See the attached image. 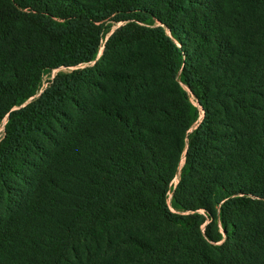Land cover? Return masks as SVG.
I'll list each match as a JSON object with an SVG mask.
<instances>
[{"label":"trees","instance_id":"trees-1","mask_svg":"<svg viewBox=\"0 0 264 264\" xmlns=\"http://www.w3.org/2000/svg\"><path fill=\"white\" fill-rule=\"evenodd\" d=\"M262 12L264 0H0V264H59L118 213L155 219L163 238L129 235L114 264H171L181 242L175 264H264L263 97L249 78L218 111L205 78ZM117 23L93 64L33 98L48 70L94 61ZM143 41L158 73L136 70ZM180 83L204 110L190 133L200 109Z\"/></svg>","mask_w":264,"mask_h":264},{"label":"rangeland","instance_id":"rangeland-1","mask_svg":"<svg viewBox=\"0 0 264 264\" xmlns=\"http://www.w3.org/2000/svg\"><path fill=\"white\" fill-rule=\"evenodd\" d=\"M259 16L263 18V21L258 26H254L255 29L253 31H246L243 34V41L239 46L241 53L236 55L233 61L231 60L213 67L205 73L210 94L213 98L212 104L218 111L221 107L220 100L224 97V94L235 90L236 87H244L248 83L249 78L253 79L255 89L262 94L264 105V13L262 12ZM118 26L119 23L114 24L112 30L104 37L94 61L48 70L43 76L40 91L33 98L39 96L45 90L59 71H70L74 68H82L88 64H93L103 54L106 40ZM176 44L178 47L180 46L177 42ZM140 51L142 52L143 60L138 63L136 70L146 75L158 73L160 71V63L155 52V47L148 41H143L140 44ZM180 86L188 90L184 84L180 83ZM188 92L193 104L200 109V117L188 130V133H190L203 119L204 110L199 105L195 96L192 97L189 90ZM6 122L7 118L2 121L0 126V138L4 134ZM186 148L182 153L177 175L169 184V188L172 189L166 195L167 203L175 213H180L181 211L177 210L172 204L173 189L180 180V173L186 158ZM154 221L155 219H143L139 216L115 214L109 220L107 228L101 230L100 226H97L85 240L75 242L66 251V258H62L59 264H114L120 257H123V253H126L131 248V243L127 237L133 234L149 238L155 246L161 247L163 232L153 227ZM182 243L175 245L174 258L171 264H175L179 259ZM135 263L139 264V262Z\"/></svg>","mask_w":264,"mask_h":264},{"label":"water","instance_id":"water-1","mask_svg":"<svg viewBox=\"0 0 264 264\" xmlns=\"http://www.w3.org/2000/svg\"><path fill=\"white\" fill-rule=\"evenodd\" d=\"M30 101V100H29ZM29 101H27L26 103H28ZM26 103H24V104H26ZM24 104H22V105H24ZM18 107H20V106H18ZM18 107H15V108H18Z\"/></svg>","mask_w":264,"mask_h":264}]
</instances>
